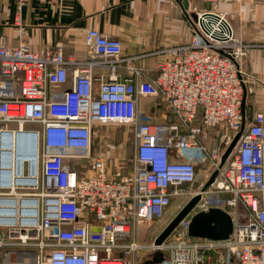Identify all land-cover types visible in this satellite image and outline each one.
<instances>
[{
	"label": "built area",
	"instance_id": "2783aa9c",
	"mask_svg": "<svg viewBox=\"0 0 264 264\" xmlns=\"http://www.w3.org/2000/svg\"><path fill=\"white\" fill-rule=\"evenodd\" d=\"M185 1L207 7L189 16L190 41L164 49L156 77L146 81L133 66L128 77L118 75L121 42L95 29L84 33L91 55L81 63L62 47L33 50L20 19L15 47L0 36V140L30 133L23 152L34 145L36 153V169L24 165L14 184L0 166V264H143L156 252L158 264H210L212 256L214 264H264V115L246 122L243 96L256 82L240 67L249 45L220 10L240 0ZM97 67L109 75L95 89ZM140 97L157 98L166 110L148 121ZM104 125L130 127L129 170L116 157L94 155ZM241 130L232 159L219 168ZM9 158L0 148V162ZM201 167L206 176L219 168L204 192ZM198 194L197 212L230 215L229 239L190 238L184 219L161 245L138 240L141 224L161 221L174 200Z\"/></svg>",
	"mask_w": 264,
	"mask_h": 264
},
{
	"label": "crops",
	"instance_id": "0c3cea01",
	"mask_svg": "<svg viewBox=\"0 0 264 264\" xmlns=\"http://www.w3.org/2000/svg\"><path fill=\"white\" fill-rule=\"evenodd\" d=\"M182 0H0V36L15 47L19 42L16 20L25 27L23 40L33 49L62 47L64 53L76 62H85L91 51L85 45L84 33L89 29L119 39L122 58L118 75L129 76L126 66L141 71L138 81L154 79L157 66L163 61L164 49L185 44L191 38V15L204 9ZM225 13L238 39L249 45L247 56L240 62L243 71L253 75L256 82L248 84L253 92H245L243 110L246 122L255 113L264 115V0H240L227 3L220 9ZM109 70L97 67L92 71L95 89L106 79ZM64 87L55 90L62 91ZM139 113L150 121L154 113L165 111L158 107L157 98L140 97ZM97 131V130H96ZM100 141L94 147L96 156H116L113 149L116 137L102 131Z\"/></svg>",
	"mask_w": 264,
	"mask_h": 264
},
{
	"label": "water",
	"instance_id": "95a60500",
	"mask_svg": "<svg viewBox=\"0 0 264 264\" xmlns=\"http://www.w3.org/2000/svg\"><path fill=\"white\" fill-rule=\"evenodd\" d=\"M182 5L187 10L188 9V3L185 0H182ZM195 19L194 15H191ZM243 101L241 105V109L243 110ZM241 132H238L234 137L232 138V141L225 149L224 153L221 156L219 168H221L233 149L235 148L240 136ZM16 136V142H17V148L21 152H23V143L22 138L23 137H29L33 136L30 133L26 132H18L15 134ZM34 147V145H33ZM1 149H5V147H0ZM35 152V148L33 149ZM5 155L9 158L10 153L6 150H4ZM24 153V152H23ZM27 153V152H26ZM3 154V153H2ZM34 159V158H33ZM1 167H6L4 164V161L0 162ZM218 168V169H219ZM218 169H216L208 179V181L203 185L201 191H206L211 184L214 182L217 174ZM201 196L200 194L195 195L190 200L185 203V205L181 208V210L174 216V218L166 225V227L161 231V233L154 239L155 245H161L165 240H167L171 234L174 232V230L180 225V223L189 217V223L187 226V235L190 238L195 239H206L211 241H225L229 239L233 232V222L230 217V215L219 208H210L207 211H198L194 214H191L194 211V208L196 207L197 203L199 202ZM163 255L161 252H156L154 255L146 261L144 264H158L162 261Z\"/></svg>",
	"mask_w": 264,
	"mask_h": 264
},
{
	"label": "rangeland",
	"instance_id": "374dc122",
	"mask_svg": "<svg viewBox=\"0 0 264 264\" xmlns=\"http://www.w3.org/2000/svg\"><path fill=\"white\" fill-rule=\"evenodd\" d=\"M34 127H35V125L29 124L26 128L32 129ZM12 128H14V127H12ZM102 131H107V133L113 134L116 137V139H118V138L120 139V142L118 141V142H115L114 144H112L114 146L113 149H116L115 150L116 153H114V154L116 155L115 156L116 158L121 160L123 163L127 164V170H129V167L131 166L130 161H131L132 156H133V148H132V144H131L132 135H131L130 127L115 126V125L98 126L96 134H95L94 139H93L94 147L100 141V138H101L100 135H101ZM9 146H10L11 151L13 152V155H12L13 166L12 167L14 168V167H17L16 164H18L17 156H16V143L15 142L11 143V141H10ZM112 157H114V156H112ZM229 157H231V159H232V156H229ZM20 158L24 159L25 157H20ZM26 158H28V157H26ZM205 171H206V168L201 167V169L199 170L200 178L198 180L199 182L203 181L204 184L210 178V175L206 176L208 174V172L205 173ZM195 187H196V185L193 186V189H195ZM229 196H230L229 194H225V193L221 194V197H224V198L229 197ZM184 202H185L184 199L174 200L172 202V204L170 205V207L168 208L166 215L164 216V218L161 221H155V222H152L149 224H141L138 228V240L142 243H147V244L151 243L152 241L154 242V239L161 233V231L166 227V225L174 218V216L185 205ZM226 210L231 211L232 209L227 207ZM238 210H239V212H241L240 206H239ZM196 212H197V210L194 209V211L191 214H194ZM187 219H189V217ZM171 239H172V237H171ZM215 260H216V257L212 256L210 258V261H208V262L210 264H214ZM230 264H236V263L231 262Z\"/></svg>",
	"mask_w": 264,
	"mask_h": 264
},
{
	"label": "bare ground",
	"instance_id": "6f19581e",
	"mask_svg": "<svg viewBox=\"0 0 264 264\" xmlns=\"http://www.w3.org/2000/svg\"><path fill=\"white\" fill-rule=\"evenodd\" d=\"M16 135L12 134V135H8L7 138L5 139H1L0 140V147H5V149H1L3 152L4 150L8 151L10 153V158L3 160L4 164H5V168L9 169L13 175L12 178V182L13 184L18 181V179L15 178V174L18 173L20 174V172L23 170L24 165L27 164L32 166L33 170L36 169V153L33 151L34 147H31L30 150L27 153H23L22 151L20 152L17 148V142H16ZM10 141L11 143L15 142L16 143V156H17V162L18 164H16L17 167H12L13 166V152L10 149ZM25 157L24 159H21L20 157ZM28 157V158H26ZM34 158V159H33ZM32 164V165H31ZM33 170L31 172V174H33Z\"/></svg>",
	"mask_w": 264,
	"mask_h": 264
},
{
	"label": "flooded vegetation",
	"instance_id": "af4514ba",
	"mask_svg": "<svg viewBox=\"0 0 264 264\" xmlns=\"http://www.w3.org/2000/svg\"><path fill=\"white\" fill-rule=\"evenodd\" d=\"M151 259V258H150ZM149 259H146L144 262H143V264L146 262V261H148Z\"/></svg>",
	"mask_w": 264,
	"mask_h": 264
},
{
	"label": "trees",
	"instance_id": "16d2710c",
	"mask_svg": "<svg viewBox=\"0 0 264 264\" xmlns=\"http://www.w3.org/2000/svg\"><path fill=\"white\" fill-rule=\"evenodd\" d=\"M117 141H119V142H120V139L118 138V139H117Z\"/></svg>",
	"mask_w": 264,
	"mask_h": 264
}]
</instances>
